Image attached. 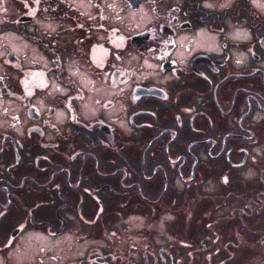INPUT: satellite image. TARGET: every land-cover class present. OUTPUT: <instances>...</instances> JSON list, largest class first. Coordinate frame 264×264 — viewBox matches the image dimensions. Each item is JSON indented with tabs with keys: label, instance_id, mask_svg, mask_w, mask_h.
I'll return each mask as SVG.
<instances>
[{
	"label": "flooded vegetation",
	"instance_id": "flooded-vegetation-1",
	"mask_svg": "<svg viewBox=\"0 0 264 264\" xmlns=\"http://www.w3.org/2000/svg\"><path fill=\"white\" fill-rule=\"evenodd\" d=\"M0 264H264V0H0Z\"/></svg>",
	"mask_w": 264,
	"mask_h": 264
}]
</instances>
